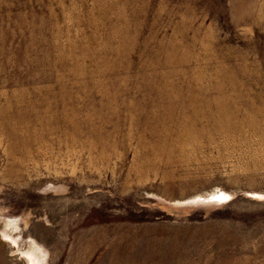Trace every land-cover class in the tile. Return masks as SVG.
I'll return each mask as SVG.
<instances>
[{"label":"rangeland","instance_id":"obj_1","mask_svg":"<svg viewBox=\"0 0 264 264\" xmlns=\"http://www.w3.org/2000/svg\"><path fill=\"white\" fill-rule=\"evenodd\" d=\"M264 264V0H0V264Z\"/></svg>","mask_w":264,"mask_h":264},{"label":"bare ground","instance_id":"obj_2","mask_svg":"<svg viewBox=\"0 0 264 264\" xmlns=\"http://www.w3.org/2000/svg\"><path fill=\"white\" fill-rule=\"evenodd\" d=\"M28 256L31 264H40L39 259L33 253H29Z\"/></svg>","mask_w":264,"mask_h":264}]
</instances>
